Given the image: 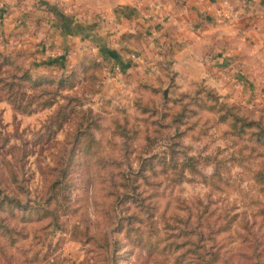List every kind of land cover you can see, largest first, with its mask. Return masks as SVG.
Masks as SVG:
<instances>
[{"label":"rangeland","instance_id":"1","mask_svg":"<svg viewBox=\"0 0 264 264\" xmlns=\"http://www.w3.org/2000/svg\"><path fill=\"white\" fill-rule=\"evenodd\" d=\"M81 1L109 6L0 0V82L26 65L3 38L14 8ZM135 44L144 68L117 81L86 57L59 91L22 90L20 111L0 84V264H264V62L257 90H179Z\"/></svg>","mask_w":264,"mask_h":264},{"label":"crops","instance_id":"2","mask_svg":"<svg viewBox=\"0 0 264 264\" xmlns=\"http://www.w3.org/2000/svg\"><path fill=\"white\" fill-rule=\"evenodd\" d=\"M107 3L81 1L82 11L90 14L78 16L50 10L53 17H48L34 8L29 12L15 7L13 18L1 24L3 38L25 54V64L34 73L69 74L92 56L119 81L123 68L148 65L143 57L139 63L128 58L139 47L135 41L143 38L162 62V71L174 73L179 90H189L202 79L217 90L258 89L253 80L261 76L257 66L264 62V0Z\"/></svg>","mask_w":264,"mask_h":264},{"label":"trees","instance_id":"3","mask_svg":"<svg viewBox=\"0 0 264 264\" xmlns=\"http://www.w3.org/2000/svg\"><path fill=\"white\" fill-rule=\"evenodd\" d=\"M15 53L21 58H22V56H24L23 52L17 51ZM8 57H10V56L8 55ZM90 57H92V56H90ZM94 60L96 61L95 58H94ZM83 61H82V63H83ZM9 63L10 62L6 61V59L0 55V69L2 67L3 68L11 67L12 65H10ZM24 66L25 67H23V68L18 67L17 68L18 71H17V73H15V75L14 74L8 75V73H6V76L9 79L8 82H6V83L0 82L3 89L8 91L7 92V100L12 105L13 109L16 111L17 110L20 111L21 107H24L22 104H20V102H21V98L26 97V91L32 92V91H37V90H49L46 87H52V86L55 89H58V91H59L60 89L65 87L67 79H68V77H70L69 75H71V72L74 70L73 69L69 74H60L61 78H59V79H48V78H50V77H48V75H56V74L48 73V74L40 75V74H36V73L32 72L31 69L29 67H27V65H24ZM42 76L45 77V78H43V80H41V78H40ZM46 77H48V78H46ZM22 90H26V91L23 92ZM36 97H39V95L28 96V98H31V99H33V98L35 99ZM43 103L45 104L44 107H48L51 105V103L48 101H44ZM9 200H11V199H9ZM5 203H6L5 198L0 200V207L3 206Z\"/></svg>","mask_w":264,"mask_h":264},{"label":"built area","instance_id":"4","mask_svg":"<svg viewBox=\"0 0 264 264\" xmlns=\"http://www.w3.org/2000/svg\"><path fill=\"white\" fill-rule=\"evenodd\" d=\"M132 1H135V0H132ZM3 7H4L3 2H0V10H2ZM151 36L153 37L154 35L151 34ZM140 57H141L140 55L138 56V55H136V54H134V53H131V54L128 56V58H129L132 62H138V61L140 60ZM138 63H139V62H138ZM114 71H115V72H120V67H119V66H115V67H114Z\"/></svg>","mask_w":264,"mask_h":264}]
</instances>
